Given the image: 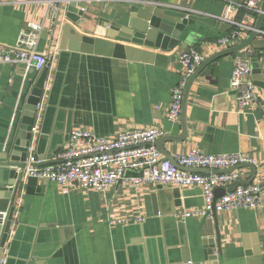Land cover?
I'll return each mask as SVG.
<instances>
[{
    "label": "crops",
    "instance_id": "1",
    "mask_svg": "<svg viewBox=\"0 0 264 264\" xmlns=\"http://www.w3.org/2000/svg\"><path fill=\"white\" fill-rule=\"evenodd\" d=\"M83 1L95 20L92 27L78 31L94 38L123 43L104 35L106 28L97 17L111 21L133 5L171 27L186 19L199 38L161 52L167 58L158 64L63 50L61 24L51 39L53 3L0 0V44H15L27 22L43 27L37 50L48 57V78L30 144L33 155L43 159L67 146L71 129L106 137L131 128H159L164 135H179L180 122L168 121L166 113L171 88L184 70L180 52L194 47L208 56L220 49L215 40L229 34L233 23L253 27L257 17L252 12L238 19L245 0ZM248 34L244 32L234 44ZM249 51L251 57L264 58L260 35L239 53ZM232 59L233 55L222 57L200 72L187 99L186 138L166 141L164 147L171 155L197 149L208 154L240 152L254 160L260 206L216 212L224 263L245 264V251L253 252L264 234V115L259 106L264 88L255 86V106L240 111L230 88ZM37 72L33 65L0 63V152L15 139L19 112ZM238 169L241 180L250 177L249 167ZM13 204L0 264H205V242L214 234L213 216L177 215L202 207L196 185L117 184L105 191L72 187L63 193L55 182L21 177Z\"/></svg>",
    "mask_w": 264,
    "mask_h": 264
},
{
    "label": "built area",
    "instance_id": "2",
    "mask_svg": "<svg viewBox=\"0 0 264 264\" xmlns=\"http://www.w3.org/2000/svg\"><path fill=\"white\" fill-rule=\"evenodd\" d=\"M54 5L58 0H45ZM262 0H245L246 9L260 12ZM228 7V12H231ZM233 30L215 40L218 48L233 45L244 32L253 27L233 23ZM42 24L27 22L21 28L18 39L11 46L0 44V63H24L33 65L37 70L48 63V57L37 50V41L42 32ZM264 42V28L259 31ZM251 51L245 55L239 52L233 55L230 72V88L236 97L240 111L252 109L256 104V88L252 79L250 66ZM206 55L194 47L183 50L179 54V62L184 67L179 80L173 85L166 118L172 123L179 121L181 102L186 83L196 67ZM264 115V102L260 103ZM40 104L38 105V109ZM32 132L35 127L31 128ZM164 135L159 128H131L119 132L115 137L98 136L83 129H71L68 144L55 152L49 165H38L39 159L28 148V155L22 168V177H35L55 182L67 193L72 187L93 188L105 191L113 185L121 184L138 187L146 183L173 184L177 186L200 187L203 204L199 209L181 211L178 216H201L212 218V211L224 212L238 208H256L260 206L262 195L259 182L238 185L234 190L225 192L215 198L214 189L226 188L232 182L241 180L240 169H232L222 173H198L179 169L171 160L165 158L155 146V140ZM173 160L178 166L188 168H207L223 170L233 168L241 163L254 160L246 154L217 153L208 154L197 149L185 153H175ZM3 218L6 212H2Z\"/></svg>",
    "mask_w": 264,
    "mask_h": 264
},
{
    "label": "water",
    "instance_id": "3",
    "mask_svg": "<svg viewBox=\"0 0 264 264\" xmlns=\"http://www.w3.org/2000/svg\"><path fill=\"white\" fill-rule=\"evenodd\" d=\"M95 19L87 11V6L83 0H58L55 4L53 14V29L51 39L53 38L58 23L60 27L59 48L69 51L94 52L103 55H112L114 57L126 58L129 60H140L145 62H163L167 56L161 54L172 50L174 47L194 41L199 38L196 30L191 27V22L186 19L181 20L172 27L160 21L152 13L139 9L136 6L129 7L127 12L116 19H98L106 28L104 35L114 38L123 43H111L104 39L94 38L90 34L81 33L78 30H86L92 27ZM264 23V0L260 4V12L257 14L256 21L247 38L237 44L217 49L196 67L188 79L183 98L181 102L179 122L181 133L177 136L162 135L158 137L154 144L163 156L173 162L179 169L198 172V173H222L240 167H249L251 169L250 177L243 181L232 182L226 188L218 187L214 189L215 198L225 192L235 189L238 185H245L253 182L257 168L253 163H241L230 169L209 170L207 168H188L178 166L172 158V155L164 147L166 141L178 142L184 140L187 135L186 126V106L190 87L200 74V72L211 62L222 57L234 55L247 46L259 36V31ZM93 30V29H92ZM85 32V31H84ZM88 33V32H86ZM157 49L160 53L150 51ZM252 68L253 83L257 87L264 88V58L253 56L250 58ZM48 78V67L45 65L38 70L30 90L26 96L24 105L19 112V121L17 132L13 143L6 152H0V260L2 259L5 243L12 226V218L15 211L13 204L15 191L22 177V168L28 155V148L32 141L34 126L38 105L46 92V83ZM52 153L45 156L44 161L38 165H49L55 161L52 159ZM43 159L44 156L38 157ZM6 212L3 218L2 212ZM214 220V234L209 237L205 244V264H225L223 260L222 238L216 218V212L212 211ZM245 264H264V234L259 238L254 251L248 253L245 251ZM251 258V259H250Z\"/></svg>",
    "mask_w": 264,
    "mask_h": 264
},
{
    "label": "trees",
    "instance_id": "4",
    "mask_svg": "<svg viewBox=\"0 0 264 264\" xmlns=\"http://www.w3.org/2000/svg\"><path fill=\"white\" fill-rule=\"evenodd\" d=\"M245 13H252L250 10L246 9L244 6H241V8L238 11V19L241 18L242 15H244ZM255 55H257V53L255 52Z\"/></svg>",
    "mask_w": 264,
    "mask_h": 264
}]
</instances>
